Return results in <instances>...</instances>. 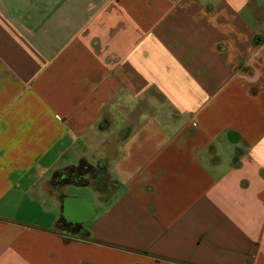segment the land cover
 <instances>
[{"label":"crops","instance_id":"obj_1","mask_svg":"<svg viewBox=\"0 0 264 264\" xmlns=\"http://www.w3.org/2000/svg\"><path fill=\"white\" fill-rule=\"evenodd\" d=\"M0 264H264V0H0Z\"/></svg>","mask_w":264,"mask_h":264},{"label":"trees","instance_id":"obj_2","mask_svg":"<svg viewBox=\"0 0 264 264\" xmlns=\"http://www.w3.org/2000/svg\"><path fill=\"white\" fill-rule=\"evenodd\" d=\"M100 170V168L95 169L86 162L80 163L77 167H73L67 170L57 172L53 176L54 185H87L88 180L85 177L94 174L95 171Z\"/></svg>","mask_w":264,"mask_h":264},{"label":"rangeland","instance_id":"obj_3","mask_svg":"<svg viewBox=\"0 0 264 264\" xmlns=\"http://www.w3.org/2000/svg\"><path fill=\"white\" fill-rule=\"evenodd\" d=\"M87 178H89V180H95L94 184L100 189V192L105 196V198L109 197L115 189L110 181V178L106 174V171L104 170H97L94 174H92V176H88Z\"/></svg>","mask_w":264,"mask_h":264}]
</instances>
